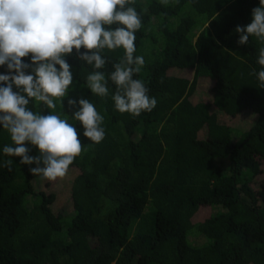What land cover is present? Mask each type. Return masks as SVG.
<instances>
[{"label":"trees","instance_id":"trees-1","mask_svg":"<svg viewBox=\"0 0 264 264\" xmlns=\"http://www.w3.org/2000/svg\"><path fill=\"white\" fill-rule=\"evenodd\" d=\"M133 6L143 25L134 56L145 59L134 79L156 107L119 113L111 95L86 87L92 67L75 50L66 57L73 84L57 111L82 152L62 181L44 180L29 171L35 164L4 154L12 141L0 125V264H264V88L251 74L264 44L240 45L235 31L259 0ZM102 55L107 76L124 50ZM80 98L104 118L98 144L71 120L78 108L67 101Z\"/></svg>","mask_w":264,"mask_h":264},{"label":"clouds","instance_id":"clouds-1","mask_svg":"<svg viewBox=\"0 0 264 264\" xmlns=\"http://www.w3.org/2000/svg\"><path fill=\"white\" fill-rule=\"evenodd\" d=\"M168 2L161 0L165 5ZM133 4L134 0H0V66L8 70L0 74V125L12 141L4 146V154L20 157L21 164H35L29 171L53 182L64 177L81 154L76 128L67 115L57 111L73 84L66 60L73 50L92 67L86 87L99 97L111 95L116 111L138 117L156 107L149 88L134 79L145 59L134 56L136 33L143 25ZM235 31L240 45L253 36L264 44V0L252 9L251 23L237 26ZM117 49H123L124 55L106 76L102 70L110 61L102 53ZM26 57L30 63L22 59ZM257 63L261 70L253 69L251 74L264 88V47L258 50ZM109 83L115 86L114 92ZM30 101L50 110L49 114L30 110ZM67 103L78 108L71 120L82 125L83 136L97 144L103 141L104 118L95 105L84 98L68 99ZM26 144L34 146L38 155L30 156Z\"/></svg>","mask_w":264,"mask_h":264},{"label":"rangeland","instance_id":"rangeland-1","mask_svg":"<svg viewBox=\"0 0 264 264\" xmlns=\"http://www.w3.org/2000/svg\"><path fill=\"white\" fill-rule=\"evenodd\" d=\"M204 88H205V86L202 85V87H201V91L204 90ZM62 178L64 179V177H62ZM62 178H58L56 181H58V182H59V181H62ZM51 189H52V188H51ZM66 193H67V192H66ZM67 196H68V197L70 196V192H69V191H68V193H67ZM207 209H208V208H206V210H207ZM204 210H205V209H204Z\"/></svg>","mask_w":264,"mask_h":264}]
</instances>
